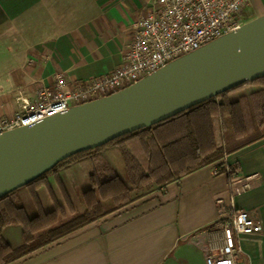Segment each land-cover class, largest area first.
<instances>
[{"label":"crops","instance_id":"crops-1","mask_svg":"<svg viewBox=\"0 0 264 264\" xmlns=\"http://www.w3.org/2000/svg\"><path fill=\"white\" fill-rule=\"evenodd\" d=\"M151 1L0 0V121L15 116L19 96L36 101L55 73L84 82L118 68L130 27ZM263 16L264 0H251L243 11L246 23ZM258 88L244 85L229 100ZM71 169L85 190L88 182L79 165ZM59 176L80 210L66 172ZM245 183L249 188L239 187ZM19 194L33 217L27 190ZM230 205L258 223L255 234L241 241L237 264H264V135L226 145L217 161L135 193L125 207L10 264H206L209 232L219 210ZM3 236L12 248L22 244L19 226L6 228Z\"/></svg>","mask_w":264,"mask_h":264},{"label":"trees","instance_id":"trees-1","mask_svg":"<svg viewBox=\"0 0 264 264\" xmlns=\"http://www.w3.org/2000/svg\"><path fill=\"white\" fill-rule=\"evenodd\" d=\"M259 87L235 101L234 88L154 126L126 134L52 165L47 171L0 197V264H10L117 211L140 191L163 186L220 159L225 146L264 135V77ZM108 148L120 156L119 173L104 156ZM79 165L88 187L81 190L71 169ZM64 170L80 210L61 181ZM223 173V172H219ZM26 189L36 214L30 217L20 197ZM10 226L22 229V244L12 248L3 236Z\"/></svg>","mask_w":264,"mask_h":264},{"label":"water","instance_id":"water-1","mask_svg":"<svg viewBox=\"0 0 264 264\" xmlns=\"http://www.w3.org/2000/svg\"><path fill=\"white\" fill-rule=\"evenodd\" d=\"M264 77V16L118 92L0 134V197L52 165Z\"/></svg>","mask_w":264,"mask_h":264},{"label":"built area","instance_id":"built-area-1","mask_svg":"<svg viewBox=\"0 0 264 264\" xmlns=\"http://www.w3.org/2000/svg\"><path fill=\"white\" fill-rule=\"evenodd\" d=\"M250 1L152 0L146 13L132 23L130 43L118 68L84 82H70L63 74L55 73L53 84L40 89L36 101L17 98L18 111L13 118L0 121V134L109 96L239 30L246 24L243 11ZM239 187L247 189L249 185ZM257 229V221L245 211L233 205L219 210L216 226L209 232L206 264H237L241 241Z\"/></svg>","mask_w":264,"mask_h":264},{"label":"rangeland","instance_id":"rangeland-1","mask_svg":"<svg viewBox=\"0 0 264 264\" xmlns=\"http://www.w3.org/2000/svg\"><path fill=\"white\" fill-rule=\"evenodd\" d=\"M249 10H246V13H249ZM251 83H247L245 86H250ZM106 158L109 160V162L113 165V167L120 173L122 168V163L119 154L112 148L106 149L105 152Z\"/></svg>","mask_w":264,"mask_h":264}]
</instances>
